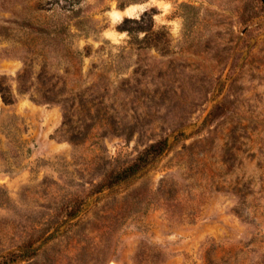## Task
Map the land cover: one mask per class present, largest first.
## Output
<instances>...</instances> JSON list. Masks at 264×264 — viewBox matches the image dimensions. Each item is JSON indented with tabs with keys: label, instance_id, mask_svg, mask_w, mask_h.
Here are the masks:
<instances>
[{
	"label": "rangeland",
	"instance_id": "rangeland-1",
	"mask_svg": "<svg viewBox=\"0 0 264 264\" xmlns=\"http://www.w3.org/2000/svg\"><path fill=\"white\" fill-rule=\"evenodd\" d=\"M163 2L0 0V261L264 264V0Z\"/></svg>",
	"mask_w": 264,
	"mask_h": 264
},
{
	"label": "trees",
	"instance_id": "trees-1",
	"mask_svg": "<svg viewBox=\"0 0 264 264\" xmlns=\"http://www.w3.org/2000/svg\"><path fill=\"white\" fill-rule=\"evenodd\" d=\"M148 45L157 46V44L153 41H149ZM0 90L3 93L1 88ZM3 100L6 103L11 102V101H7L4 95H3ZM217 107L218 105L215 106V109ZM214 116H215L214 110L213 111L211 110L208 113L207 117L204 119L205 120L204 123L210 121L212 118H214ZM167 146H168L167 138L159 139L153 143H150L141 151V153L136 157L134 162L114 173H111L109 177L103 179L101 182L96 184L97 187L96 191H100L105 187H110L112 185L125 182L128 178L134 176L139 170H141L152 158L161 154ZM31 247H32L31 245H28L27 247L24 248H18L19 252L9 251L4 253V255L2 256L3 258L0 261V264H10V263L14 264L18 260L30 256L33 252H35V249Z\"/></svg>",
	"mask_w": 264,
	"mask_h": 264
},
{
	"label": "clouds",
	"instance_id": "clouds-1",
	"mask_svg": "<svg viewBox=\"0 0 264 264\" xmlns=\"http://www.w3.org/2000/svg\"><path fill=\"white\" fill-rule=\"evenodd\" d=\"M161 6L164 7L165 9H167L169 7L168 4L164 3L163 0H161ZM137 7H140L141 10L143 9V6H132L129 9L126 10V15L128 16H132L136 13ZM115 19H119L120 17V13L116 12L113 14ZM111 35V34H109ZM123 35V34H120Z\"/></svg>",
	"mask_w": 264,
	"mask_h": 264
}]
</instances>
